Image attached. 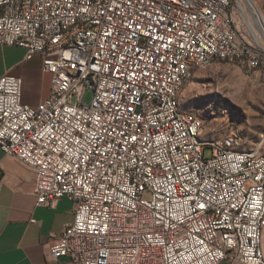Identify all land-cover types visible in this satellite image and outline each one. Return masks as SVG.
<instances>
[{"label": "built area", "instance_id": "obj_1", "mask_svg": "<svg viewBox=\"0 0 264 264\" xmlns=\"http://www.w3.org/2000/svg\"><path fill=\"white\" fill-rule=\"evenodd\" d=\"M232 6L0 0V45L40 55L52 74L50 95L36 105L23 101L21 77L0 76V146L34 169L37 205L75 204L53 258L264 264V152L238 156L231 135L207 157L203 119L170 110V89L204 53L225 50L249 71L264 69L245 11L237 2L241 31Z\"/></svg>", "mask_w": 264, "mask_h": 264}, {"label": "crops", "instance_id": "obj_2", "mask_svg": "<svg viewBox=\"0 0 264 264\" xmlns=\"http://www.w3.org/2000/svg\"><path fill=\"white\" fill-rule=\"evenodd\" d=\"M254 1L261 11L264 0ZM26 54L22 46L0 45V76L8 73L21 77L23 101L36 105L50 95L52 74L43 70L40 55L28 59ZM0 162V264H79L66 255L57 259L50 255L54 236L74 220L73 201L62 197L52 208L37 205L34 169L19 158L6 155L1 146Z\"/></svg>", "mask_w": 264, "mask_h": 264}, {"label": "rangeland", "instance_id": "obj_3", "mask_svg": "<svg viewBox=\"0 0 264 264\" xmlns=\"http://www.w3.org/2000/svg\"><path fill=\"white\" fill-rule=\"evenodd\" d=\"M237 2L242 8L241 0H232L231 10L240 30L244 31ZM260 13L264 17V7ZM261 48L264 49L262 40ZM91 96L87 92L85 100L90 101ZM179 100L185 112L203 119L204 140L237 135L241 140L240 149L260 148L264 152V69L249 71L238 62L213 61L195 70L193 78L182 88ZM212 151L213 146L208 144L206 156L210 157Z\"/></svg>", "mask_w": 264, "mask_h": 264}, {"label": "bare ground", "instance_id": "obj_4", "mask_svg": "<svg viewBox=\"0 0 264 264\" xmlns=\"http://www.w3.org/2000/svg\"><path fill=\"white\" fill-rule=\"evenodd\" d=\"M241 6L247 15L248 22L252 26V30L257 37V40L261 43V40L264 42V17L260 13L258 7L254 3L253 0H241ZM257 13L259 16V22L253 18V14ZM261 40H260V39ZM263 44V43H262ZM218 58V59H214ZM228 61V62H237L236 55H229L225 53V50H213V53H204L201 61L198 62H189L187 63V67L185 68V74L180 75V78L177 80V85L170 89L169 100L170 101V110L173 113V116L177 117H191V113L185 112L180 106L179 95L182 88L185 86L187 82H189L195 73V70L198 67L205 66L213 61ZM254 60H258V66H264L263 53H254ZM193 121H200V117L193 115ZM223 139H226L224 137ZM218 145L219 140L214 141H206L202 138V145ZM235 144L238 146L237 155L238 156H248L250 155V150L240 149L241 145L240 138L235 135Z\"/></svg>", "mask_w": 264, "mask_h": 264}]
</instances>
